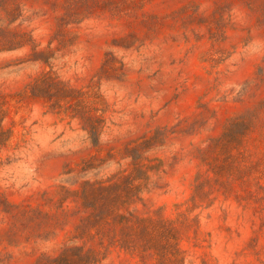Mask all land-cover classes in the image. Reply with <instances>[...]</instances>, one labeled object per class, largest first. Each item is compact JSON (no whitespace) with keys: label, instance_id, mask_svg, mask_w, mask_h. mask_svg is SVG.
I'll return each mask as SVG.
<instances>
[{"label":"rangeland","instance_id":"374dc122","mask_svg":"<svg viewBox=\"0 0 264 264\" xmlns=\"http://www.w3.org/2000/svg\"><path fill=\"white\" fill-rule=\"evenodd\" d=\"M21 1L15 25L54 53L0 51V264L59 254L79 222L72 200L63 212L61 188L132 171L137 149L150 206L181 220L186 264H264V112L231 164L201 152L231 118L264 109V0H94L60 34L65 0ZM44 70L79 97L34 94ZM83 109L102 125L98 144ZM101 264L142 263L114 250Z\"/></svg>","mask_w":264,"mask_h":264},{"label":"trees","instance_id":"16d2710c","mask_svg":"<svg viewBox=\"0 0 264 264\" xmlns=\"http://www.w3.org/2000/svg\"><path fill=\"white\" fill-rule=\"evenodd\" d=\"M91 2L94 0H65V12L59 21L58 34L68 24L81 22L92 14ZM22 16L21 0H0V51L31 45L37 59L48 62L53 56V47L48 45L38 49L32 30L15 25ZM31 91L38 95H62L67 99L79 97L76 88L50 70H44L36 78ZM263 112V105H260L231 118L222 135L212 137L208 145L201 149L203 160L206 162V154L216 149L227 154L228 163L231 164L234 150L245 135L255 130ZM78 114L89 136L98 144L102 125L96 119L97 115L88 109ZM1 120L0 146L6 133ZM8 138L5 137V140ZM131 156L135 167L130 172L120 170L107 178L96 176L82 180L77 177L73 184H79L78 187L61 188L58 194L63 212H68L64 203L72 200L76 203L74 214L79 216V222L75 226V233L61 246L60 253L55 256L44 254L38 264H101L114 250L136 254L142 264H186L180 246L181 220L167 216L166 205L155 209L150 206L149 198L145 196L154 188L150 183V169L142 163V153L138 149ZM84 170L87 172L89 167ZM198 178L194 200L204 191L203 182ZM140 203L143 207L138 206Z\"/></svg>","mask_w":264,"mask_h":264}]
</instances>
